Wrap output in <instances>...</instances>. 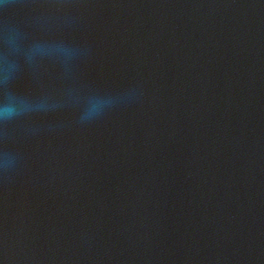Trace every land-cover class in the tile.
<instances>
[{
  "label": "water",
  "instance_id": "water-1",
  "mask_svg": "<svg viewBox=\"0 0 264 264\" xmlns=\"http://www.w3.org/2000/svg\"><path fill=\"white\" fill-rule=\"evenodd\" d=\"M0 264H264V0H0Z\"/></svg>",
  "mask_w": 264,
  "mask_h": 264
}]
</instances>
